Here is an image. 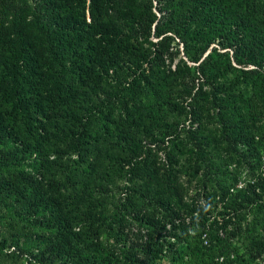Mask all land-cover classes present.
I'll use <instances>...</instances> for the list:
<instances>
[{"label": "trees", "instance_id": "obj_1", "mask_svg": "<svg viewBox=\"0 0 264 264\" xmlns=\"http://www.w3.org/2000/svg\"><path fill=\"white\" fill-rule=\"evenodd\" d=\"M0 264H264V0H0Z\"/></svg>", "mask_w": 264, "mask_h": 264}]
</instances>
